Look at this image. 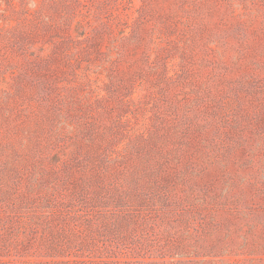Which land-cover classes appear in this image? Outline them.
I'll return each instance as SVG.
<instances>
[{"label":"rangeland","instance_id":"1","mask_svg":"<svg viewBox=\"0 0 264 264\" xmlns=\"http://www.w3.org/2000/svg\"><path fill=\"white\" fill-rule=\"evenodd\" d=\"M0 264H264V0H0Z\"/></svg>","mask_w":264,"mask_h":264}]
</instances>
